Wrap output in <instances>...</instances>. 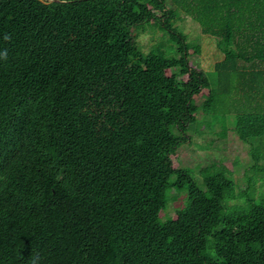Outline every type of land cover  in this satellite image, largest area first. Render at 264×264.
<instances>
[{
    "label": "trees",
    "instance_id": "16d2710c",
    "mask_svg": "<svg viewBox=\"0 0 264 264\" xmlns=\"http://www.w3.org/2000/svg\"><path fill=\"white\" fill-rule=\"evenodd\" d=\"M181 14L215 40L217 84ZM146 25L176 56L141 50ZM4 49L0 264H264V0H0ZM225 70L234 131L256 141L244 191L225 165L200 184L173 162ZM172 190L187 202L162 220Z\"/></svg>",
    "mask_w": 264,
    "mask_h": 264
},
{
    "label": "rangeland",
    "instance_id": "374dc122",
    "mask_svg": "<svg viewBox=\"0 0 264 264\" xmlns=\"http://www.w3.org/2000/svg\"><path fill=\"white\" fill-rule=\"evenodd\" d=\"M180 18L177 21L179 32L188 38L189 44L201 46V54L191 56L190 63L203 70L211 83L217 84L215 65L223 60V56L217 50L215 40L209 35H203L201 27L190 17L181 14ZM146 26L142 30H135L136 41L141 50L148 53L155 47H162L167 55L176 56L177 45L168 41L166 33L156 26ZM224 72L226 78L220 87L215 88L219 94L218 109L210 115L203 110L198 112L197 123L192 125L188 131L191 140L180 146L173 162L179 168L191 172L195 181L200 184L203 181L204 169L210 168L213 174L215 169L225 165L233 172L238 190L244 191L248 188V177L252 175L256 178V170L253 168L252 171L251 168L254 164L251 153L252 148H256V141L243 142L234 131L235 116L229 112L235 103L234 98L238 91L236 90L235 93L232 88L234 81L232 82L230 75L226 73L228 70ZM260 167H264V161L260 163ZM257 179L259 183L255 187L264 192V179L261 177ZM186 195V193L178 194L172 190L168 208L161 213V219L165 220L167 216L172 217L177 210L183 209L187 202ZM244 203V199H239L231 201L228 206L244 205Z\"/></svg>",
    "mask_w": 264,
    "mask_h": 264
},
{
    "label": "clouds",
    "instance_id": "9594fccd",
    "mask_svg": "<svg viewBox=\"0 0 264 264\" xmlns=\"http://www.w3.org/2000/svg\"><path fill=\"white\" fill-rule=\"evenodd\" d=\"M11 37L9 34L4 35L5 40H9ZM8 60V53L7 50H0V61H7ZM27 264H42L41 262V256L39 252H34L30 255V257L27 260Z\"/></svg>",
    "mask_w": 264,
    "mask_h": 264
},
{
    "label": "water",
    "instance_id": "95a60500",
    "mask_svg": "<svg viewBox=\"0 0 264 264\" xmlns=\"http://www.w3.org/2000/svg\"><path fill=\"white\" fill-rule=\"evenodd\" d=\"M43 1L51 3V2H59L60 0H43Z\"/></svg>",
    "mask_w": 264,
    "mask_h": 264
},
{
    "label": "crops",
    "instance_id": "0c3cea01",
    "mask_svg": "<svg viewBox=\"0 0 264 264\" xmlns=\"http://www.w3.org/2000/svg\"><path fill=\"white\" fill-rule=\"evenodd\" d=\"M191 18V17H190ZM192 19V18H191ZM193 20V19H192ZM194 21V20H193ZM195 22V21H194ZM199 25V24H198Z\"/></svg>",
    "mask_w": 264,
    "mask_h": 264
}]
</instances>
